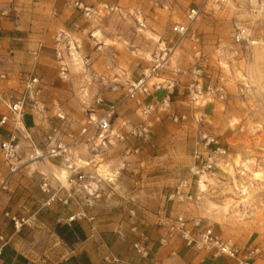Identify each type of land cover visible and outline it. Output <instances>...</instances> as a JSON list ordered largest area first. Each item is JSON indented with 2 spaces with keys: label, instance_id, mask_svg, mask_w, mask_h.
Returning a JSON list of instances; mask_svg holds the SVG:
<instances>
[{
  "label": "rangeland",
  "instance_id": "rangeland-1",
  "mask_svg": "<svg viewBox=\"0 0 264 264\" xmlns=\"http://www.w3.org/2000/svg\"><path fill=\"white\" fill-rule=\"evenodd\" d=\"M76 1L97 14L87 16L75 9ZM195 8L202 9L200 16L187 36L178 37L173 27L185 24L188 11ZM3 10L9 13L3 21L19 23L27 48L21 51V68L15 74L2 59L0 71L7 77L0 80V95L16 98L25 77L38 78L40 93L26 101L24 125L43 154L55 144H70L87 116L99 115L112 104L119 103L116 126L122 120L137 123L133 104L124 101L125 90L166 54L164 68L150 84L162 83L165 88L175 83L169 90V108L148 119L147 142H129L140 147L129 161H142L144 167L136 175L124 174L139 182L144 175L168 174L170 190L190 182L195 199L186 206L202 211L201 225L235 244L249 264H264V24L250 16L247 0L220 5L207 0H25ZM242 29L246 38L236 43L234 35ZM61 32L65 39L58 44ZM55 49L61 52L60 59ZM33 52L38 53L36 61ZM61 65L67 69L66 78L60 77ZM210 90L212 94H207ZM196 91L201 98L195 103ZM165 94L166 90L152 92L147 101L158 104L154 97ZM8 131L0 127V142ZM204 136L216 139L226 156L211 173L190 180L193 150L202 148ZM27 147L20 139V160L12 174L0 153V226L7 224V229L12 227L5 213L50 222L51 209H67L59 203L46 205L48 197L40 190L42 179L55 187L53 176L66 170L61 160L29 162ZM120 153L121 149L114 150L109 163L91 165V174L96 171L104 178ZM72 156L77 165L90 159L80 146L72 148ZM93 183V191L101 195L91 197V207L85 208L92 216L102 193L112 200L116 191V182L105 184L95 178ZM23 229L30 255L41 256L53 246L45 229L35 225ZM220 258L224 264H238Z\"/></svg>",
  "mask_w": 264,
  "mask_h": 264
},
{
  "label": "built area",
  "instance_id": "built-area-1",
  "mask_svg": "<svg viewBox=\"0 0 264 264\" xmlns=\"http://www.w3.org/2000/svg\"><path fill=\"white\" fill-rule=\"evenodd\" d=\"M215 4H223L226 0H207ZM72 6V5H71ZM73 7L79 11H83L87 16L97 14L96 10H90L84 7L82 3L74 2ZM247 10L250 16L264 24V0H247ZM201 8H195L188 11L186 15V23L173 27V32L180 38L188 35L191 24L200 16ZM8 11H0V19L8 18ZM246 30L237 31L234 35L236 43L245 40ZM194 38V37H192ZM61 39H65L63 32L56 37V42L59 44ZM1 50V40H0ZM70 51V48H69ZM57 59L61 58V52L55 49ZM154 62L153 67L145 70L142 75L130 83L126 90L124 101L131 102L134 106V113L139 119L137 123H130L122 120L116 126L118 104H112L103 110L99 115L90 114L81 124L79 134L68 145L63 143L55 144L49 151L43 154L36 148L32 142L29 133L24 125V111L26 101L33 100L40 93L38 78L30 74L22 81V92L18 97H6L0 95V105L3 106L5 112L0 115V127L9 129L7 136L0 142V153L2 159L7 166L9 173L12 174L16 170V164L20 160V139L27 142L29 153L25 155L29 162L40 161L44 159L59 158L64 165L68 175L65 180L67 188L55 176V187L51 185L48 179H42L40 184L41 192L48 197L46 205L51 203H59L64 207L69 208L74 205L77 208L75 213H72L68 218V222L84 220L91 225L95 222L94 216L88 214L85 208L91 207L90 198H97V191H93L92 185L94 179L105 184H113L125 172H132L135 175L144 167V162L137 161L132 163L129 161L131 157H137L140 152L138 145L131 146L130 141L147 142L151 134V123L148 119L153 116L158 110L167 111L170 103L169 90L175 87V83L171 81L167 87H162V83H151L152 79H156L158 73L164 68V57ZM32 58L34 61L38 59V53L33 52ZM2 56L0 55V63ZM67 69L64 65L60 67V77L66 78ZM7 74L0 71V80L5 81ZM166 90V94L161 98L160 102L154 103L147 101L152 92ZM207 94H212L208 91ZM201 92L196 91L192 101L196 103L201 98ZM174 122L178 121L177 117L173 118ZM204 142L202 148H195L192 154V164L189 167L190 180L201 178L203 175L211 173L217 167V163L226 156V149L221 147L214 138L203 137ZM82 147L90 156L89 161L77 165L73 161L72 148ZM121 149L120 158L115 165L110 166V172L101 178L95 174L92 175L91 165L94 168L96 165L109 163L110 154L114 150ZM201 150V151H200ZM98 160V163L95 161ZM108 165V164H106ZM95 176V177H94ZM189 180V181H190ZM5 182L2 181L1 184ZM97 190V189H96ZM96 194V195H95ZM81 195V196H80ZM95 195V196H94ZM195 197L190 193V182H180L167 196L168 201H174L178 204L193 203ZM8 218L14 233L18 234L23 228L31 229L36 221L35 218L25 219L5 213ZM156 226L162 231L159 237L158 244L160 247L169 246L173 241L179 240L187 248H191L197 252H206L214 258L225 257L235 260L238 264H249L246 254H241L239 249L230 240L223 239L210 226L201 225L200 220H187L183 213L175 216H168L163 211L157 212ZM94 232L95 228L91 227ZM136 231L135 228L132 229ZM6 241L0 235V243ZM147 236L144 233L139 234V240L133 244V250L141 258L148 255L147 251ZM104 264H121L119 259L112 253L108 252L103 258Z\"/></svg>",
  "mask_w": 264,
  "mask_h": 264
},
{
  "label": "crops",
  "instance_id": "crops-1",
  "mask_svg": "<svg viewBox=\"0 0 264 264\" xmlns=\"http://www.w3.org/2000/svg\"><path fill=\"white\" fill-rule=\"evenodd\" d=\"M22 1L25 0H0V9L19 6ZM18 25V22L0 19V55L10 63L12 74L21 68V51L27 48ZM154 99L157 102L161 100L157 95ZM4 112L0 106V115ZM167 186L168 174L144 175L141 182L136 177L123 174L116 181L112 200L105 199L107 192L102 193L103 200L99 201L94 212L95 222L92 225L84 220L67 221L77 211L74 205L67 209H51L50 222L36 221L35 224V227L48 231L54 243L41 255L43 257L30 255L31 251L23 239L26 229L16 234L11 232V228L7 229V224L0 226V235L6 241L0 245V264H104L103 258L108 252L118 258L121 264H224V258L197 252L185 247L179 240L166 247L159 246L162 231L156 226L157 212L163 211L168 216L183 213L189 221L203 220L199 208L190 209L186 206L188 204L177 205L174 201H168L167 196L173 190ZM91 227L95 228L94 232ZM140 233H144L148 239V255L145 258L139 257L133 250Z\"/></svg>",
  "mask_w": 264,
  "mask_h": 264
},
{
  "label": "bare ground",
  "instance_id": "bare-ground-1",
  "mask_svg": "<svg viewBox=\"0 0 264 264\" xmlns=\"http://www.w3.org/2000/svg\"><path fill=\"white\" fill-rule=\"evenodd\" d=\"M67 175H68L67 171L61 169V170H59V171L55 174V177H57L60 181H62V182L65 183V180H66V178H67ZM202 177H204V176H202ZM202 177H201V178H202ZM199 185H200L201 188H204V187H205L202 183H200Z\"/></svg>",
  "mask_w": 264,
  "mask_h": 264
}]
</instances>
